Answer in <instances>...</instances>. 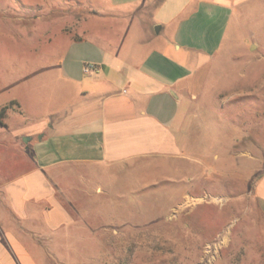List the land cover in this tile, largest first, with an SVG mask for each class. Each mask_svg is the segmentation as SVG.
I'll return each instance as SVG.
<instances>
[{"label":"crops","instance_id":"obj_1","mask_svg":"<svg viewBox=\"0 0 264 264\" xmlns=\"http://www.w3.org/2000/svg\"><path fill=\"white\" fill-rule=\"evenodd\" d=\"M62 1L38 17L49 22L43 61L23 68L0 98V264H33L28 245L82 223L75 188L102 193L110 185L99 177L137 171L158 174L140 186L173 182L187 159L188 81L220 48L236 6ZM84 63L96 70L85 73ZM254 195L264 217V172Z\"/></svg>","mask_w":264,"mask_h":264},{"label":"rangeland","instance_id":"obj_2","mask_svg":"<svg viewBox=\"0 0 264 264\" xmlns=\"http://www.w3.org/2000/svg\"><path fill=\"white\" fill-rule=\"evenodd\" d=\"M235 3L220 48L188 81L187 159L170 174L174 183L140 186L157 171H132L99 177L110 185L102 193L75 188L72 209L82 223L28 245L33 264H264V217L254 195L264 172V0ZM65 6L0 0V98L23 68L43 61L49 22L38 17Z\"/></svg>","mask_w":264,"mask_h":264},{"label":"built area","instance_id":"obj_3","mask_svg":"<svg viewBox=\"0 0 264 264\" xmlns=\"http://www.w3.org/2000/svg\"><path fill=\"white\" fill-rule=\"evenodd\" d=\"M96 70V66L92 63H84L83 65V71L85 73H89Z\"/></svg>","mask_w":264,"mask_h":264},{"label":"water","instance_id":"obj_4","mask_svg":"<svg viewBox=\"0 0 264 264\" xmlns=\"http://www.w3.org/2000/svg\"><path fill=\"white\" fill-rule=\"evenodd\" d=\"M158 30H159V26H156V27H155V31L158 32ZM27 139H28V138L24 139V141H26Z\"/></svg>","mask_w":264,"mask_h":264}]
</instances>
